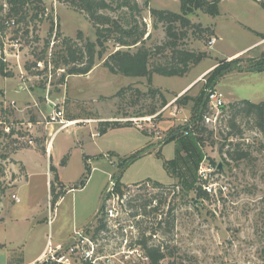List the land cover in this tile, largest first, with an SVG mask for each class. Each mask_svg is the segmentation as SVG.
<instances>
[{"label": "rangeland", "instance_id": "1", "mask_svg": "<svg viewBox=\"0 0 264 264\" xmlns=\"http://www.w3.org/2000/svg\"><path fill=\"white\" fill-rule=\"evenodd\" d=\"M43 1L46 14L42 23L35 21L27 36L23 26L9 20L0 43V55L13 73L9 78L0 75V263L29 261L48 241L54 243L52 247L59 240H63L62 246L75 244L76 232L87 228L82 236L87 238L85 248L91 257L74 256L71 264H150L138 243L145 239L166 252L162 264H264V131L252 116H235L230 110L242 100L264 102V69H255L264 66V38L249 29L264 33V2L221 0L218 17L203 11L191 15L192 24L212 32L183 30L187 37L178 42L179 48L207 54L184 77L154 73L150 83L147 77L113 75L104 68V61H98L90 74L66 76L60 83L68 68L55 69L45 61L36 64V59L47 42L49 61L54 53L65 51V40L77 49L87 40L96 42V27L70 0ZM135 4L139 12L132 7L116 10L114 3L112 9L99 14L124 28L139 26V32H146L144 44L155 50L167 37L162 24L154 27L150 11L180 13L181 2H130V6ZM7 11L4 0H0V15L6 16ZM52 24L54 32L50 35ZM180 31L178 27L177 33ZM213 39L217 44L211 46ZM107 46L104 59L118 48L114 42ZM168 55L169 51L156 55L153 64L163 65ZM231 56L235 58L227 60ZM217 68L226 71L220 76L214 71ZM210 90L219 92L225 102L214 129L197 118ZM28 92H34L36 103L33 99L24 102ZM161 97L166 99V106ZM179 98L182 105L175 104ZM60 109L67 120L112 117L123 126L104 134L101 125L92 122L60 130L53 140V157L65 152L68 167L63 170L64 181L74 189L68 191L55 175L51 191L46 178L35 175L28 187L19 190L25 169L15 154L29 148L42 154V139L47 135L35 137L33 127L38 123L46 127L45 117ZM152 109L156 115L145 116ZM127 121L133 122L126 125ZM51 127L59 129L58 125ZM203 127L208 132L201 135ZM237 147L247 157L232 161L228 154ZM84 153L110 157L87 162ZM35 158L41 164L40 155ZM201 170L213 173L205 179ZM117 179L128 188L119 201L107 195L110 182ZM197 187L204 196H197ZM104 198V214L115 200L119 215L109 221L106 230L97 233L99 222L95 220ZM147 202L151 207L146 213L136 207ZM26 218L28 221L22 220ZM16 219L22 223H14ZM14 228L16 238L10 235Z\"/></svg>", "mask_w": 264, "mask_h": 264}, {"label": "trees", "instance_id": "2", "mask_svg": "<svg viewBox=\"0 0 264 264\" xmlns=\"http://www.w3.org/2000/svg\"><path fill=\"white\" fill-rule=\"evenodd\" d=\"M63 2L65 0H62ZM132 0H70L71 5L76 6L86 12L90 19L93 21L96 27V42L86 41L84 45L80 48H75L72 45L70 40H65L63 45H66L65 51L60 54L54 53L52 55V60H48V49L50 47V42H47L45 48L42 52V55L36 59V64L42 61H45V64H52L55 69L60 68L61 66L66 69L68 68L67 73L63 75L60 79V83L65 82L66 76H86L91 73L94 68L97 66L98 61H104L103 66L113 75H122L125 77H147L149 82L152 83V75L154 73L165 76V77H184L191 69L192 65L200 64L206 57V53H195L187 49H180L178 42L181 39L187 37V32L183 31L189 28L197 29L202 33L212 32L210 29L202 30L200 25H194L191 22L190 16L195 14L197 11H203L205 14L218 17L220 14V2L221 0H180L181 2V11L180 13H175L171 11L156 10L152 9L150 11L152 18L154 19V27L156 28L158 24H162L164 27L167 41L161 46H158L155 50L149 48L144 44V36L146 32H139V26H134L132 28H124L120 25L119 22L114 21L108 16L99 14L102 10L112 9V5L117 3V9H123L132 7V10L140 11L137 4L130 6ZM5 5L8 7L6 16L0 15V43H2V35L6 31L9 20H14L15 24L18 27L24 29L25 35H29V27L38 21L39 23L43 22V15L46 14V8L44 7L43 0H4ZM263 9H264V3ZM31 11L35 14L31 15ZM39 17H41L39 19ZM178 27L181 28L180 33H177ZM54 32V25L52 24L50 35ZM196 33V32H195ZM210 34V33H209ZM211 35V34H210ZM261 36L262 34H257ZM114 36V39L112 37ZM82 35L80 34L79 38ZM150 37V35L148 36ZM264 38V34L262 35ZM109 42H114L116 48L111 54H109L105 59L104 55L107 52ZM2 46V45H1ZM136 48L134 52L130 49ZM165 51H169L170 55L166 56L167 60L163 65L153 64V60L156 55L161 54ZM0 75L5 78L13 77V73L8 69L7 63L2 59L0 55ZM5 58V57H4ZM234 61H239L235 59ZM47 68V67H46ZM215 69L214 71L217 74H222L226 71L225 68L223 71ZM256 70L264 69V66H257ZM216 82L217 79L214 78ZM210 84V87L214 83ZM46 90V89H45ZM156 92V91H152ZM138 95L141 93L136 91ZM122 92L118 93V96H121ZM117 96V97H118ZM184 97V96H182ZM163 100V105H167V101L164 97H161ZM180 98L176 100V105H182ZM208 101L206 98V104L202 105V109L199 112L197 118L200 121H203V117L208 111ZM182 107V106H181ZM225 109V108H224ZM230 110L235 116L244 115L252 116L256 120V124L261 131H264V102L261 103H252L248 100H242L236 104L230 106ZM156 110L152 109L151 111L146 112L149 116L156 115ZM232 126L236 127L234 120H231ZM132 123L127 121L126 125ZM119 121H105L100 127V132L102 134L106 133L108 129L122 127ZM206 127V126H205ZM203 127L199 132L203 135L208 130ZM213 132H210L212 134ZM184 141V140H183ZM228 157L232 161H238L245 159L247 157L246 153L240 151V148L237 147L233 152H229ZM181 160V159H180ZM183 163V157L181 160ZM175 167L177 166L176 162ZM88 173L91 172L90 168H86ZM84 185V182H82ZM157 186H161L160 183L156 182ZM120 182V179L116 180V185L114 188V195L122 200L125 197V192L128 188H124ZM53 191V186L51 187ZM196 194L199 197L205 195L201 188H196ZM138 200L135 198V201ZM58 203L56 201L54 205ZM151 203V202H150ZM139 209L146 213V209L151 207V204L142 203L141 205H136ZM106 206L101 211L99 218V226L96 228V232L104 231L108 228L109 220L104 214ZM156 208L154 207L153 210ZM141 211V212H142ZM171 214V213H170ZM135 217L140 216L134 215ZM162 223V222H161ZM160 223V224H161ZM139 245L144 249L147 257L150 260V264H162L163 261L167 258L166 252L162 249L161 246L149 245L147 240H139Z\"/></svg>", "mask_w": 264, "mask_h": 264}, {"label": "crops", "instance_id": "3", "mask_svg": "<svg viewBox=\"0 0 264 264\" xmlns=\"http://www.w3.org/2000/svg\"><path fill=\"white\" fill-rule=\"evenodd\" d=\"M249 29L251 31L255 32L256 34H264L263 32H259V31L253 30L251 28H249ZM216 36H217V34H216ZM216 44H217V42H216ZM254 47H256V46L247 48L246 49V52L248 50H251ZM233 58H235V56H231L227 60L233 59ZM70 77H72V76H70ZM190 86L191 85H188L186 88H188ZM27 96L30 99L26 97V99L24 100L25 103L27 101L30 102L32 99L36 103L35 98H34V92L33 93L28 92L27 93ZM22 105H23V103H22ZM145 116H149V115L146 114ZM70 121H76V122H78V124H89V123L92 122V123H95L96 125H102V123L105 122V121H118V120L113 119L112 117H108V118H106L104 120L103 119H98L97 120L96 118H77V119H73V120H70ZM40 124L41 123H38L37 125H35L33 127L32 133L34 131L35 137L40 138V139L43 138L42 137L43 135H47V139H45V138L42 139L45 142L44 144L43 143L41 144V146L43 147V150H41L42 154H40L39 153L40 151L37 150L36 148L25 149V150H22V151H18L15 154V159L17 161H20L23 164L24 169H25V170H23L21 172V174L23 175V177H25V181L22 182L23 184H21L19 190L21 188L28 187L30 185V183H31L32 178L35 175H41L42 177H45L46 178V184H47V186L48 187H50V186L52 187V184L54 183V182L52 183V177H54L56 175V177L59 178V182L61 183V185L64 186L66 189H68V191H72L74 189V186H67L65 184L64 174H63V170L68 167V157L64 154L65 152L60 153L59 155H57V157H55V159L53 157V146H52L53 140H54L55 135L60 130L59 131L58 130H54L51 126H47V125H46V127L43 128V127H40ZM40 129H42V131ZM108 130H111V129H108ZM97 135L99 136L98 133H97ZM99 137H102V136L100 135ZM79 143H81L82 146L84 145L83 141H79ZM95 154L96 153H92V154L84 153L83 157H84L85 161H87V162L91 161L93 158H95V159H98L99 158L100 159V158H109L110 157V155L105 156L103 153H98L96 155ZM36 155H40V157L42 158L41 164L40 163H37L36 162L37 160L35 161V159H36L35 156ZM112 182H114V180H112L110 182V185H111ZM62 198L63 197H61L58 202H60V200ZM50 200H51V197L49 195L48 196L49 205H50ZM56 204H58V203H56ZM22 220L23 221H28L27 218L26 219H22ZM14 223H22V221H20L19 219H16ZM16 233H17V228H14L12 230V232L10 233V235L15 236ZM15 238H16V236H15ZM62 241L61 240L56 241L57 242V243H55L56 246L63 244ZM49 242H51V241H48V243L45 245V247L43 248V250L40 253H38V255L32 257L29 261L23 262L21 264H33V263L37 262L38 259L46 251V249H47V247L49 245ZM51 244L53 245L54 243L51 242ZM0 264H11V263H0ZM12 264H19V263H12Z\"/></svg>", "mask_w": 264, "mask_h": 264}, {"label": "built area", "instance_id": "4", "mask_svg": "<svg viewBox=\"0 0 264 264\" xmlns=\"http://www.w3.org/2000/svg\"><path fill=\"white\" fill-rule=\"evenodd\" d=\"M258 1L264 2V0H258ZM216 42L217 40L213 39L210 42V45L213 46ZM207 101H208L207 103L208 111L203 117V122L206 127L208 128L211 127L214 129L220 122V116L222 115V110L225 108V102L223 100V96L219 92L213 90L207 92ZM45 120L47 126L58 125L59 126L58 131L67 129L74 125H78V122L76 121L67 120L65 118L63 110L61 109L58 111L53 110V112L50 113L48 117H45ZM10 131L11 129L7 127L6 132L10 133ZM12 133L14 135V132ZM22 139L23 138L20 137L19 140L21 141ZM28 143L32 145L33 141H30ZM200 173L202 176L205 177V179H207L206 175L212 174L213 171L201 170ZM115 185H116L115 182L111 183L107 191V195L112 194L113 198L119 201L120 198L114 195L113 193ZM206 190L209 191L210 193L212 192V189L208 187L206 188ZM13 197L17 202L19 203L21 202L18 196L14 195ZM115 200H113L112 203L110 202V206H108L106 210V217L109 221L115 219L119 215L115 206L116 205ZM76 235L77 236H75L76 238L75 244H71V245L69 244L68 246L58 245L56 247H52L51 242H49V245L46 251L44 252V254L38 259L37 262L33 264H71L72 261L71 258L78 255H80L82 258L89 259L91 257L90 251H88L89 249L85 248V246L87 245L85 240L87 238L82 236V232H76ZM77 250H79L81 253L80 252L76 253Z\"/></svg>", "mask_w": 264, "mask_h": 264}, {"label": "flooded vegetation", "instance_id": "5", "mask_svg": "<svg viewBox=\"0 0 264 264\" xmlns=\"http://www.w3.org/2000/svg\"><path fill=\"white\" fill-rule=\"evenodd\" d=\"M106 196H107V195H106ZM103 208H104V207H103ZM103 208H102V209H103ZM101 211H102V210H101ZM101 211H99L98 214H97V216H96V220H95L96 222H99V218L101 217V216H100ZM89 227H90V226H89ZM86 229H87V228H86ZM86 229H85V230H86ZM85 230H83V231H81V232L84 233ZM87 231H88V230H87ZM87 231H85V232H87ZM95 231H96V230H95Z\"/></svg>", "mask_w": 264, "mask_h": 264}, {"label": "water", "instance_id": "6", "mask_svg": "<svg viewBox=\"0 0 264 264\" xmlns=\"http://www.w3.org/2000/svg\"><path fill=\"white\" fill-rule=\"evenodd\" d=\"M219 168H221V166H220ZM104 205H105V198H104V200H103V204H102V206H101V208H100V210H99V211H101V210H102V208L104 207Z\"/></svg>", "mask_w": 264, "mask_h": 264}]
</instances>
